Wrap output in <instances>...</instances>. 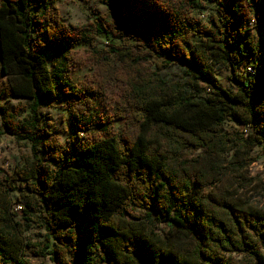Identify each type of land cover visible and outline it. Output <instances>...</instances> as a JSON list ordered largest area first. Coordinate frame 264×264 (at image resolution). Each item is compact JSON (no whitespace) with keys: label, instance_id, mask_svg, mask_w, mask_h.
<instances>
[{"label":"trees","instance_id":"1","mask_svg":"<svg viewBox=\"0 0 264 264\" xmlns=\"http://www.w3.org/2000/svg\"><path fill=\"white\" fill-rule=\"evenodd\" d=\"M57 1L0 0L6 90L31 102L0 107V137L29 142L32 152L0 181V264H30L27 247L55 264H96L98 250L107 264H237L227 257L233 254L239 264H264V209L240 194L264 193V180L249 177L255 149L264 150V40L243 28H264V0L243 9L239 0H202L216 6L209 26L193 16L200 0H101L115 27L95 14L84 25L66 24ZM114 30L129 46L112 43ZM99 38L128 76L117 134L111 120L91 115L106 83L74 86L68 78L73 51L94 49ZM151 61L158 71L182 65L186 82L166 81L144 66ZM214 65L231 70L233 92L209 79ZM42 102L66 106L71 149L42 119ZM226 122L249 133H225ZM11 192L26 203L21 220ZM35 214L44 219V245L25 240Z\"/></svg>","mask_w":264,"mask_h":264},{"label":"rangeland","instance_id":"2","mask_svg":"<svg viewBox=\"0 0 264 264\" xmlns=\"http://www.w3.org/2000/svg\"><path fill=\"white\" fill-rule=\"evenodd\" d=\"M224 3L229 4L232 0H223ZM201 10L193 12V16L197 20L199 26H209L211 14L215 11L216 6L209 2L200 0ZM250 4L249 0H239L236 4L238 9H243ZM57 9L62 20L66 24L71 25H84L88 22L90 16L95 14L96 17H103L112 27L116 25V19L112 16L110 9L102 3L101 0H58ZM247 35L253 37L256 42L264 40V28H257L255 23L243 25ZM114 36L112 43L129 46L126 39L122 38L119 30H114ZM195 43H198L199 39L195 37L193 39ZM109 42L105 39H97L94 49L88 46H79L73 51L74 64L68 72V78L74 86H87L92 88H98L103 82L106 83L107 89L105 96L96 97L93 100V108L91 115L94 118L103 117L111 120V130L114 134L123 131L125 122L117 119V114L120 111L123 93L125 90V80L127 79V71L124 68L123 62L114 57L110 51ZM257 60L256 57L246 58L242 61L239 67L240 72H245L247 68ZM157 62L151 61L144 65L151 72H157L158 76H161L168 82H186L185 69L182 65H176L163 71H158ZM260 63L264 64V58L260 60ZM110 72L111 76L109 80H105L107 73ZM231 70L224 65H214L212 74L209 79L218 83L222 88L233 92L231 84L227 78L230 75ZM207 82L202 81L200 85L207 87ZM18 104L28 105L30 101L21 100L12 97L6 90V78L4 77L0 67V107L5 110L11 111L14 106ZM39 113L42 119L50 123V130L55 137L63 144L64 147L71 149L70 136L71 132V119L66 111V106L63 104H53L42 102L40 105ZM264 128V123L261 124ZM97 131V128L93 129ZM0 131H3L2 121L0 117ZM223 131L228 134H235L236 132L245 133L247 135L249 131H246L243 127L238 126L232 122H226L223 126ZM31 144L28 142L25 145L18 144L14 137L4 135L0 137V181L5 185V180L8 179L14 172V170L24 164V158L31 156ZM254 155L258 157V161L252 164L249 168V177H255L259 180H264V150L260 145L255 151ZM16 186H18L16 184ZM199 194L207 193L209 190H195ZM240 194L255 207L264 209V193L243 190ZM11 198L13 201V209L17 214V220H21L25 215L24 211L28 210L25 201L22 199L19 193L11 192ZM140 215L141 210L137 209L134 213ZM32 222L27 223L29 227L25 234V240L30 244H42L46 243L44 236L46 231L44 229V219L41 214L32 215ZM161 235L166 233V230L161 225L159 227ZM39 248L27 247L24 249V258L30 262V264H55L48 257L42 258L36 255ZM227 257L234 263H241L242 257L233 255H227ZM96 264H107L102 261L101 251L98 250L96 254Z\"/></svg>","mask_w":264,"mask_h":264},{"label":"built area","instance_id":"3","mask_svg":"<svg viewBox=\"0 0 264 264\" xmlns=\"http://www.w3.org/2000/svg\"><path fill=\"white\" fill-rule=\"evenodd\" d=\"M248 70H250V69H248ZM247 131V130H246Z\"/></svg>","mask_w":264,"mask_h":264}]
</instances>
